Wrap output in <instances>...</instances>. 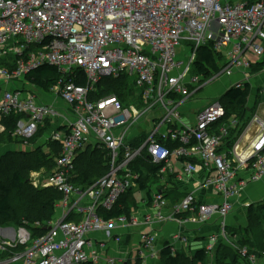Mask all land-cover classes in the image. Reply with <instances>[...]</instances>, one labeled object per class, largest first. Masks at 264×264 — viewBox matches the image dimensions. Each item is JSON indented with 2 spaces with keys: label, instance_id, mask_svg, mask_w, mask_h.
<instances>
[{
  "label": "built area",
  "instance_id": "2783aa9c",
  "mask_svg": "<svg viewBox=\"0 0 264 264\" xmlns=\"http://www.w3.org/2000/svg\"><path fill=\"white\" fill-rule=\"evenodd\" d=\"M204 48L215 57L205 74L196 70ZM0 60L6 61L0 134L9 123L20 151L32 152L43 140L59 143L44 189L63 195L58 218L0 228V264H116L131 249L140 264H160L164 226H208L213 217L218 231L194 241L193 255L204 250L215 264L217 252L228 248L249 264H264V252L259 257L240 246L230 232L240 227L226 224L232 199L264 177V117L249 113L243 125L237 116L227 118L222 102L264 67V0H0ZM44 66L59 70L49 91L68 111L39 103L30 90L3 89L16 80L33 82L30 74ZM238 75L218 100L183 111L217 79ZM117 81H126L124 96H98L105 82ZM254 126L250 151H239ZM89 149L107 152V173L84 184L77 165ZM179 183L197 187L178 189L182 196L173 200ZM129 194L138 200L132 215L105 219ZM126 230L138 232L133 247ZM186 236L180 231L168 241L173 254L175 245H190ZM113 248L119 259L111 257Z\"/></svg>",
  "mask_w": 264,
  "mask_h": 264
},
{
  "label": "trees",
  "instance_id": "16d2710c",
  "mask_svg": "<svg viewBox=\"0 0 264 264\" xmlns=\"http://www.w3.org/2000/svg\"><path fill=\"white\" fill-rule=\"evenodd\" d=\"M214 61L215 57L212 51L209 48L202 49L196 63L197 72L205 74L207 71L206 66L211 65L213 67ZM3 65L4 61L0 60V67ZM59 77L60 72L55 67L44 66L31 73L29 79L36 86L48 91L56 86ZM80 82L85 83V79ZM125 84L126 81L105 82V89H99L98 96L113 95L121 98L125 95ZM251 89L250 84L245 85L242 89L233 87L223 96L222 102L227 111V118L237 116L243 125L249 122V113H253L252 110L249 112L247 109ZM4 123L7 129L0 134V148L18 143L12 136L13 127L9 123ZM232 137V143H234L235 135H232ZM36 141L37 139L33 142ZM45 146L51 149L45 157L42 154L43 150L37 148L32 152L8 151L0 158V226L14 224L18 226L30 224L33 226L37 223L50 222L55 217L57 204L63 199V195L50 188L34 189V185L29 180L31 173L44 172L47 175L56 165L57 157L61 151L59 143H48L41 148L44 149ZM106 155L107 152L104 150L91 151L89 149L80 156L77 166L81 183H94L96 179L107 173ZM170 197L173 200L180 198L175 192ZM137 204L138 200L135 195L129 194L120 200L115 209L105 219L111 220L121 216L130 217ZM259 204H252L247 210L248 225L246 228L230 230V232L232 235L238 236L240 246L247 247L249 251L262 257L261 254L264 252V205ZM259 209L262 210L260 214ZM188 216L190 215L185 214L182 215V218L185 219ZM171 250V246L166 242L161 252L160 264H208L209 262V257L204 250H199L195 255L180 251L173 254ZM229 250L228 248L220 249L217 252L215 264H249L246 261L247 259L243 260L236 252L234 256L228 252ZM133 264H140V261L137 259Z\"/></svg>",
  "mask_w": 264,
  "mask_h": 264
},
{
  "label": "crops",
  "instance_id": "0c3cea01",
  "mask_svg": "<svg viewBox=\"0 0 264 264\" xmlns=\"http://www.w3.org/2000/svg\"><path fill=\"white\" fill-rule=\"evenodd\" d=\"M224 1L231 2V3H235V2L237 3V2H250V1H255V0H224ZM4 62H6V61H4ZM261 69H262V71L257 73L253 77V80L256 81L257 86L258 85H262L264 83V81H261V82L257 81L258 77H260L261 75L264 74V67H261ZM261 73H263V74H261ZM239 79H240L239 75L238 76H234L232 78L233 83L236 80H239ZM251 85L253 86V83ZM30 87H32V88H30ZM260 87L261 88L257 91L258 94L256 93L255 96L259 95V96H257V98L261 97V100H262V99H264V96H260V94L262 93L264 95V86H260ZM3 89H10V90L26 89V90H30V91H32V92L37 94L36 97H37V100H38L39 103L53 105L56 108H59L60 110L68 111L67 110L68 107L62 102V100L60 98H58L57 96L51 94L49 90L45 91L44 89H42V88L36 86L35 84H33V82H29L28 78L21 79V80H16V81L12 82L11 84L10 83H5V85H3ZM257 98H256L255 103L252 106L250 104L252 96H250V99H249L250 102H248L249 105H250L249 107H250L251 110L254 109L253 115H258L259 117L263 118L264 117V108H262V106H264V104L261 105L262 102H260ZM257 101H258V106L255 108ZM257 133H258L257 126L252 127V129L249 131V133L245 136V138L241 142L239 151H242V152L250 151V149L252 147V144H253V142L255 140V136H256ZM40 142H42V141H40ZM44 144H45V142H44ZM44 144H42V145L39 144V148L44 146ZM9 146H12V144H9ZM13 146H15V145H13ZM15 150L16 151H20V146H17L16 148L13 147V149H11L9 151H15ZM177 169H178V167H177ZM177 172L180 173V169ZM202 176L203 175H201V177ZM182 184L183 183H179V184L176 185L180 192L194 191L196 189V187H197L195 183H192L188 187H185V189H181V186H183ZM173 191L176 192L177 196H179V197L182 196V194H180L177 191V189H173ZM202 199H203L204 202H208V201L212 200V198L209 197V196H207V197H203L202 196L201 200ZM213 201H216V200L213 199ZM236 201H237L238 204L241 205V206H239V208H241V209H243L242 207L244 206V204H249L251 206L252 204H257V203L263 202L264 201V177L259 182L254 183L252 185L250 184V185L246 186L244 188L242 194H240L239 197H236ZM60 214H61V210H60ZM236 217H237V219L234 218V216H232L231 219H230V223L232 224L231 228H238V227L241 228V226H242V225L240 226L238 224L239 218H238V216H236ZM246 217H247V209H246ZM246 220H247V218H246ZM211 225L212 224H209L208 226H197V225L195 226L193 224H188V225H186L184 227H179L178 225L171 223V224H167L166 226H164L162 228L163 231L160 233L159 237L161 239L163 234L166 233L167 234L166 242H168V241L170 242L171 240H170V238H168V236L170 235V233L172 231H176V230L180 229L182 232H187V236L186 237H187V239L189 241H191L190 245L189 246H184V247H180L179 246L178 249H180V250L181 249L182 250H189L191 247H193V249H192V253H193L196 250V246H197V243H195L194 241H197L198 239H201L204 236H207V235H209V234H211V233L216 231V227L210 229ZM247 225H248V222H246L244 224L243 228H246ZM208 231H209V233H208ZM124 232L128 233L130 231L126 230ZM130 233H131V235H130L131 238L128 239V242L132 241V243L134 245L137 242V233L138 232L137 231H132ZM176 233H178V231H176ZM112 254H115V253H111V257H113V258H116L118 256L117 254H116V256H112ZM190 255H193V254L190 253Z\"/></svg>",
  "mask_w": 264,
  "mask_h": 264
},
{
  "label": "rangeland",
  "instance_id": "374dc122",
  "mask_svg": "<svg viewBox=\"0 0 264 264\" xmlns=\"http://www.w3.org/2000/svg\"><path fill=\"white\" fill-rule=\"evenodd\" d=\"M261 74H263V73H261ZM260 74V75H261ZM257 81L258 82H261V81H264V74L263 75H261L260 77H258V79H257ZM251 83H253V86H252V89H251V93H250V96H252V99H251V102H250V104L253 106V104L255 103V101H256V98H257V96H259V95H257V96H255V94L257 93L258 94V90L261 88L260 86H264V83L262 84V85H258L257 86V84H256V81L255 80H251ZM232 84H233V80H232V77L231 78H228V77H225V76H223V77H221V78H219V79H217L216 81H214L212 84H210L208 87H206L203 91H201L199 94H197L193 99H191V101L183 108V111H187V110H195V109H199V108H202V107H204L205 106V104L204 103H206V101H202V100H204V99H208L210 102H213V101H216V100H218L221 96H223L229 89H230V87L232 86ZM30 88H32V87H30ZM260 96H264L262 93L260 94ZM260 102H262L261 103V105L262 104H264V99H262L261 100V97H258L257 98ZM250 106V105H249ZM258 106V101L256 102V106H255V108ZM262 108H264V106H262ZM253 112H254V109L252 110ZM39 143H40V145H42V144H44V140L42 141V142H40L39 141ZM34 144V143H33ZM13 147L14 148H16L17 146H9V145H6V146H3V147H1L0 148V158L7 152V151H9V150H11V149H13ZM36 149V147H31V149H30V151H34ZM38 150H43L42 152V154H43V156L45 157L46 156V154L49 152V151H51V149L50 148H48L47 146H45L44 147V149H42L41 147L40 148H38ZM92 151V150H91ZM41 174H36V173H31L30 175H29V180H30V183L32 184V185H34L33 186V188L34 189H44V186H45V180H44V176H45V174H44V172H40ZM255 183H257V182H255ZM251 185L252 184H254V183H250ZM250 184H248V185H250ZM247 185V186H248ZM175 189H177L178 190V188H177V186L175 187ZM244 190V189H243ZM243 192V191H242ZM242 194V193H241ZM146 196V194H140L139 195V199H142V198H144ZM232 202H234L235 203V206H234V209H233V211L231 212V214L229 215V216H227V218H226V224H227V226H231L232 224L230 223V219H231V217L232 216H234V218H236L237 219V217L236 216H238V218H239V220H238V224L241 226V228H243V226H244V224L247 222V220H248V217H246V208L244 207L245 206V204H244V206L242 207L243 209H241V208H239V206H241L240 204H238L237 203V201H236V198L235 199H232ZM259 205H264V201L263 202H260V204ZM259 214L262 212V210H260L259 209ZM236 215V216H235ZM60 216V210L59 209H57V215H56V217L55 218H58ZM246 218H247V220H246ZM262 221H263V219L262 218H260ZM235 220V219H234ZM212 225L210 226V229H212V228H215L216 227V231H218V228H219V226H220V220H217V218H215V217H213L212 218ZM16 224H18V223H16ZM237 224V225H238ZM6 227H19L18 225H1L0 226V228H6ZM176 231H178V232H180L181 230L179 229V230H176ZM176 231H172L171 233H170V235L168 236V238H170V240L172 239V237L175 235L174 233H176ZM208 233H209V231H208ZM207 233V234H208ZM206 234V235H207ZM90 237H93V236H90ZM167 234L166 233H164L163 234V236H162V238L159 240V243H160V245H162V247L164 246V244H165V242H166V240H167ZM96 239L97 240H101V239H103V237H101V236H96ZM199 241L200 242H204V241H206V239L205 238H201V239H199ZM132 241H129V246H131V247H133V244H130ZM172 244V243H171ZM161 247V248H162ZM175 248L178 250V248H179V245H175ZM192 249H193V247H191L189 250H180L179 249V251L180 252H183V253H185V254H193L192 253ZM113 250L116 252L115 254H112V256H116V254H117V250H115L114 248H113ZM133 250L131 249V251L126 255V258L124 259V261H121V262H119V261H117L116 262V264H133V262L136 260V254L134 253V251L132 252ZM230 254H232V255H236L235 254V251L234 250H232V249H230L229 251H228Z\"/></svg>",
  "mask_w": 264,
  "mask_h": 264
},
{
  "label": "flooded vegetation",
  "instance_id": "af4514ba",
  "mask_svg": "<svg viewBox=\"0 0 264 264\" xmlns=\"http://www.w3.org/2000/svg\"><path fill=\"white\" fill-rule=\"evenodd\" d=\"M119 259V257H117ZM136 260H137V257H136ZM90 264V263H89Z\"/></svg>",
  "mask_w": 264,
  "mask_h": 264
}]
</instances>
